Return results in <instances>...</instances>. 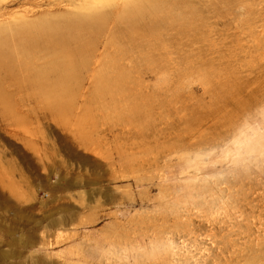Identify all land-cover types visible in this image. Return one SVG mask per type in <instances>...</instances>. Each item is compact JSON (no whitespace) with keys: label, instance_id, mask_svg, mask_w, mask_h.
I'll list each match as a JSON object with an SVG mask.
<instances>
[{"label":"rangeland","instance_id":"rangeland-1","mask_svg":"<svg viewBox=\"0 0 264 264\" xmlns=\"http://www.w3.org/2000/svg\"><path fill=\"white\" fill-rule=\"evenodd\" d=\"M109 26L70 106L3 81L0 264H264V0H183L133 46Z\"/></svg>","mask_w":264,"mask_h":264},{"label":"bare ground","instance_id":"bare-ground-1","mask_svg":"<svg viewBox=\"0 0 264 264\" xmlns=\"http://www.w3.org/2000/svg\"><path fill=\"white\" fill-rule=\"evenodd\" d=\"M104 2H108V7L103 6ZM182 2L84 0L78 8L86 11L55 17L49 16L48 12L44 15L48 11L45 10L35 12L39 16L34 14L36 17H33L31 10H25L13 14L14 19H0V103L10 100L4 94L8 95L7 91L3 93L4 79L14 80L18 85L23 81L19 72H25L24 81L32 87L34 95L46 98L53 108L71 105L81 72L93 56L102 55V52L96 53L101 46L97 37L111 32L109 25L115 28V35H119L120 40L133 46L140 42L136 38L139 33L149 31L144 26L145 18L166 6ZM112 43V39L105 40L104 51ZM97 87L103 92L108 90L103 83H97Z\"/></svg>","mask_w":264,"mask_h":264}]
</instances>
